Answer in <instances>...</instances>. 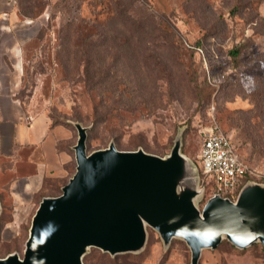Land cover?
I'll list each match as a JSON object with an SVG mask.
<instances>
[{
    "label": "rangeland",
    "instance_id": "rangeland-1",
    "mask_svg": "<svg viewBox=\"0 0 264 264\" xmlns=\"http://www.w3.org/2000/svg\"><path fill=\"white\" fill-rule=\"evenodd\" d=\"M17 10L18 97L31 113L71 132L65 145L77 141L74 122L88 128L89 152L114 141L120 150L165 156L182 135L202 209L215 194L213 176L200 166L203 134L217 127L247 165L248 181L264 184V115L251 94L264 85V0H19ZM235 45L241 52L232 67ZM96 111L107 115L94 125ZM75 167L74 158L70 173ZM0 200V258L22 256L40 197L16 204L0 188ZM83 261L191 264V251L180 238L165 247L148 227L141 251L111 255L90 247ZM199 264H264V247L238 249L224 239L204 249Z\"/></svg>",
    "mask_w": 264,
    "mask_h": 264
},
{
    "label": "water",
    "instance_id": "water-1",
    "mask_svg": "<svg viewBox=\"0 0 264 264\" xmlns=\"http://www.w3.org/2000/svg\"><path fill=\"white\" fill-rule=\"evenodd\" d=\"M74 125V174L61 194L40 201L23 255L11 253L0 264H84L90 247L111 255L139 252L148 227L165 247L174 238L184 240L191 264L224 239L238 249L257 242L264 247L263 183L247 181L235 199L215 194L200 209L199 181L181 153L182 135L165 156L141 147L120 150L114 141L89 152L88 128Z\"/></svg>",
    "mask_w": 264,
    "mask_h": 264
},
{
    "label": "crops",
    "instance_id": "crops-1",
    "mask_svg": "<svg viewBox=\"0 0 264 264\" xmlns=\"http://www.w3.org/2000/svg\"><path fill=\"white\" fill-rule=\"evenodd\" d=\"M16 8L17 0H0V188L16 204H33L47 180L61 184L69 177L74 158L59 145L71 132L53 126L45 113H31L18 97L23 42Z\"/></svg>",
    "mask_w": 264,
    "mask_h": 264
},
{
    "label": "built area",
    "instance_id": "built-area-1",
    "mask_svg": "<svg viewBox=\"0 0 264 264\" xmlns=\"http://www.w3.org/2000/svg\"><path fill=\"white\" fill-rule=\"evenodd\" d=\"M200 166L205 175L213 176L215 194L223 197L235 199L246 183L243 179L247 165L231 139L217 127L207 129L203 134Z\"/></svg>",
    "mask_w": 264,
    "mask_h": 264
},
{
    "label": "trees",
    "instance_id": "trees-1",
    "mask_svg": "<svg viewBox=\"0 0 264 264\" xmlns=\"http://www.w3.org/2000/svg\"><path fill=\"white\" fill-rule=\"evenodd\" d=\"M18 1L19 0H17V3H18ZM16 10H17V8H16ZM17 12H18V10H17ZM119 17L120 16L118 15L116 18L119 19ZM86 50L88 51V47L87 46H86ZM240 52H241V46L240 45H235L234 47L229 49V54L231 56V66L232 67H237L239 65ZM260 61H262L264 63V52L261 54ZM263 80H264V73L261 75V77H259V81L260 82L263 81ZM251 94H252V98H253L256 106L258 108H260V110H259L260 114L264 115V85L260 89H254V91L252 90ZM106 115H107L106 112H102V114H100L99 111H96L95 114L92 117L93 118L92 123H94V125L98 124V123L101 124L106 119ZM92 118L82 117L80 115H75L74 116V120H79V121H89ZM245 132L248 133V137L249 138L253 139L252 135L250 134V130L249 129L245 130ZM59 145H60V147L66 148L71 154H74V150L72 148V146H73L72 144L71 145H68V144L65 145V143L63 141H60ZM74 172H75V170H74ZM74 172H71L69 177L66 178L65 180H63V182L60 185H57V183H55L53 181L47 180L46 183L44 184V186L42 187V189L38 193H36L35 199H37V197H40V200H39V202H40L42 200V198L45 197V196H57V195L61 194L62 186L65 185L68 182L69 178L74 174ZM247 174H248V172H246V174L244 176V179H243L244 182L248 181Z\"/></svg>",
    "mask_w": 264,
    "mask_h": 264
}]
</instances>
